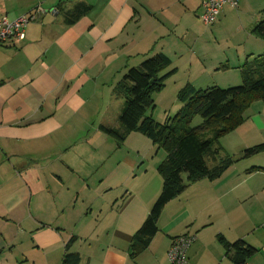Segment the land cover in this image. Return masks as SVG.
<instances>
[{
    "label": "crops",
    "instance_id": "1",
    "mask_svg": "<svg viewBox=\"0 0 264 264\" xmlns=\"http://www.w3.org/2000/svg\"><path fill=\"white\" fill-rule=\"evenodd\" d=\"M31 11L37 19L25 38L0 43V264H64L70 240L79 264H169L172 239L187 233L195 236L188 264H239L241 250L230 245L237 240L256 249L242 264H264V150L244 154L264 145V101L250 103L205 157L210 169L231 163L166 203L136 255L130 246L161 192L166 153L121 150L125 141L102 130L126 141L135 135L119 123V85L128 68L156 54L169 59L165 70L174 67L162 72L173 70L164 85L182 60L205 75L224 68L223 84L202 87L198 78L177 92L240 84L264 54L253 33L264 0L222 7L208 29L213 39L236 34V51L212 54L209 64L196 51L201 0H0L9 19Z\"/></svg>",
    "mask_w": 264,
    "mask_h": 264
},
{
    "label": "trees",
    "instance_id": "2",
    "mask_svg": "<svg viewBox=\"0 0 264 264\" xmlns=\"http://www.w3.org/2000/svg\"><path fill=\"white\" fill-rule=\"evenodd\" d=\"M86 8L83 6L82 10ZM261 13L262 18L253 28V33L264 39V11ZM259 57L246 67L242 73L243 80L238 85H212L205 89L185 85L177 94L182 103L181 108L171 122L163 123L147 115L146 110L153 105L154 93L161 90L164 80L173 71L162 73L169 65V59L163 54H156L144 59L138 67L128 68L124 73L119 93L124 97L125 105L119 123L125 132L137 131L146 135L166 153L165 159L158 166L163 178L161 192L134 236L130 246L131 255L144 249L157 232V219L166 203L180 194L187 184L202 178H216L231 163L227 158L221 161L218 168L210 169L205 157L213 155L217 150L214 143L219 137L242 123L243 113L250 103L257 99L264 101V54ZM196 114L201 116L203 122L193 128L189 123ZM102 130L117 142L124 140V133L104 127ZM260 150H264V145L247 148L244 154L250 155ZM70 241L66 244L63 263L79 264V255L69 251ZM230 245L241 250L239 264L256 252L254 247L243 240Z\"/></svg>",
    "mask_w": 264,
    "mask_h": 264
},
{
    "label": "rangeland",
    "instance_id": "3",
    "mask_svg": "<svg viewBox=\"0 0 264 264\" xmlns=\"http://www.w3.org/2000/svg\"><path fill=\"white\" fill-rule=\"evenodd\" d=\"M200 24H201L200 32H201L202 43L196 44L197 47L196 51H198V53L204 56L203 59L206 60V63L208 64L210 63L209 57L212 54H215L214 59L217 60V56L219 54L222 55L223 52L229 53L231 55L236 51L234 45L232 44V42L237 39L236 34L230 35L228 31L229 29H226L224 32H220L219 34H217L216 38L213 39L208 29V27L211 25L206 26L202 22ZM220 64H218L217 66L220 67L219 66ZM172 68L174 67L169 66L167 70ZM201 69L198 68V66L196 65L192 66L189 69L188 65L185 64V60L180 61L179 70L174 71L172 77H170L165 82V85L161 88V90L154 93L152 97L153 105L146 110V114L151 115L159 123L171 122L172 119L174 118V115L179 111V109L182 106L181 101L177 99V94H178L177 87L181 86L183 83H185L188 80L193 81L197 85H199V82L197 80L198 78H202L201 79L202 82H200L202 83L201 84L202 87L211 85L215 83V81L221 84H223L226 81L223 76L225 73H223V71H220L224 69L223 67L222 69L218 68V71H213V70L208 71L207 72L208 75H205L204 72L203 74H201L200 73ZM202 122L203 120L201 116L199 114H196L195 116H193L189 124L191 127L194 128L200 126ZM134 134L135 135H133L127 141L126 140L121 141L122 144L125 141V145H122L123 147L121 150H159L160 154H164L163 151L164 149L159 147L157 144L153 143L146 135H143L142 133H139L137 131Z\"/></svg>",
    "mask_w": 264,
    "mask_h": 264
},
{
    "label": "built area",
    "instance_id": "4",
    "mask_svg": "<svg viewBox=\"0 0 264 264\" xmlns=\"http://www.w3.org/2000/svg\"><path fill=\"white\" fill-rule=\"evenodd\" d=\"M226 4L236 6L237 0H201V19L209 26L216 22L222 7ZM37 19L34 11L9 19L0 15V43L21 42L25 38V30L29 23ZM195 236L181 234L175 236L169 246L167 256L169 264H188L186 251Z\"/></svg>",
    "mask_w": 264,
    "mask_h": 264
}]
</instances>
